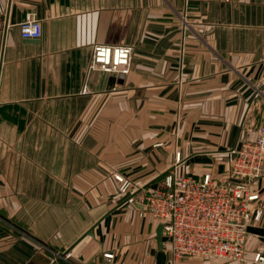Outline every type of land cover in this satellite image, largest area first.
<instances>
[{
    "label": "crops",
    "instance_id": "crops-1",
    "mask_svg": "<svg viewBox=\"0 0 264 264\" xmlns=\"http://www.w3.org/2000/svg\"><path fill=\"white\" fill-rule=\"evenodd\" d=\"M0 1V264H154L135 191L176 150L221 177L264 128V0ZM29 16L38 38L19 34ZM94 42L130 45L127 73L86 70ZM256 251L250 232L245 260L218 264Z\"/></svg>",
    "mask_w": 264,
    "mask_h": 264
},
{
    "label": "built area",
    "instance_id": "built-area-1",
    "mask_svg": "<svg viewBox=\"0 0 264 264\" xmlns=\"http://www.w3.org/2000/svg\"><path fill=\"white\" fill-rule=\"evenodd\" d=\"M33 29L35 34H31ZM18 30L21 37L34 39L40 36L41 25L29 16L19 22ZM130 53L131 47L125 43L94 42L86 70L123 75L129 70ZM256 133L230 149L229 165L221 177L207 171L198 175L182 172L176 150L172 166L157 182L135 191L138 213L161 223L164 264L245 260L246 236L250 233L246 226L257 225L264 210V193L258 184L264 172V128L259 125ZM114 178L119 181L118 190L125 192L131 181L117 174ZM102 255L110 258L112 252L103 251ZM263 258L256 251L247 264Z\"/></svg>",
    "mask_w": 264,
    "mask_h": 264
},
{
    "label": "water",
    "instance_id": "water-1",
    "mask_svg": "<svg viewBox=\"0 0 264 264\" xmlns=\"http://www.w3.org/2000/svg\"><path fill=\"white\" fill-rule=\"evenodd\" d=\"M8 7H9V0H7V2H6L5 11L8 10ZM1 48H0V51H1ZM0 61H1V54H0ZM161 175H162V173L157 175L155 177V179L160 177ZM161 228H162L161 223L158 222L156 224V227H155V238H156L157 251L155 253V262H154V264H164L165 253H164V250L162 249V245L163 244H162V240H161V235H162V229ZM246 229L249 232L256 233V234H259V235H264V227H262V226H259V225H247ZM89 232H91V227L86 231V233H89Z\"/></svg>",
    "mask_w": 264,
    "mask_h": 264
},
{
    "label": "rangeland",
    "instance_id": "rangeland-1",
    "mask_svg": "<svg viewBox=\"0 0 264 264\" xmlns=\"http://www.w3.org/2000/svg\"><path fill=\"white\" fill-rule=\"evenodd\" d=\"M181 170H182V172H185V173H189L187 170V167H186V164H184V165H182L181 166ZM189 174H192V173H189ZM159 178V177H158ZM154 218H152V220H153ZM131 220V224L132 225H134L135 224V226L137 227V224H138V222H139V220L137 219V218H131L130 219ZM138 228V227H137ZM161 240H162V242H164V238L161 236ZM162 249H164V244L162 245Z\"/></svg>",
    "mask_w": 264,
    "mask_h": 264
},
{
    "label": "clouds",
    "instance_id": "clouds-1",
    "mask_svg": "<svg viewBox=\"0 0 264 264\" xmlns=\"http://www.w3.org/2000/svg\"><path fill=\"white\" fill-rule=\"evenodd\" d=\"M35 31H36V30L33 29L32 32H31V34H35ZM126 52H130V49H129V50H126L125 53H121V54H122V55H123V54H126ZM103 54H106V53H103Z\"/></svg>",
    "mask_w": 264,
    "mask_h": 264
}]
</instances>
